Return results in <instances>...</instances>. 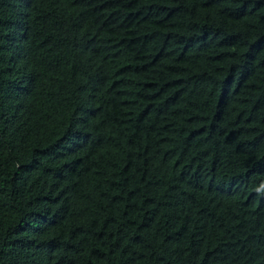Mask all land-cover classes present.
Segmentation results:
<instances>
[{"label":"trees","instance_id":"1","mask_svg":"<svg viewBox=\"0 0 264 264\" xmlns=\"http://www.w3.org/2000/svg\"><path fill=\"white\" fill-rule=\"evenodd\" d=\"M0 264H264V0H0Z\"/></svg>","mask_w":264,"mask_h":264}]
</instances>
